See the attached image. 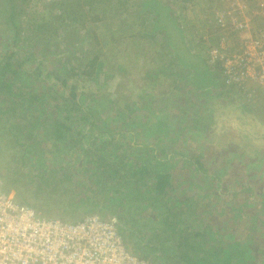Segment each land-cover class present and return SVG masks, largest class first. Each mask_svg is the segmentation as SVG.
Segmentation results:
<instances>
[{
	"label": "rangeland",
	"instance_id": "rangeland-1",
	"mask_svg": "<svg viewBox=\"0 0 264 264\" xmlns=\"http://www.w3.org/2000/svg\"><path fill=\"white\" fill-rule=\"evenodd\" d=\"M144 2L145 0H0V31L3 27H7L6 20L7 25H9V18H13L14 22L17 20V23L19 20L22 23H26V20L30 18L37 22L43 21V24L47 22L45 26H42V29L37 31V36L40 39L32 35L31 41L38 46V49H41L40 51L38 50L39 53L37 54L40 59H45L48 65H52L54 71L58 70L62 72V70H67L64 75H68V77L71 74L68 69L78 64L77 58L75 59L76 54H81L82 52L84 54L86 52L85 55L89 57L94 56L95 53L98 54V62H103L104 66L95 65L93 75L87 76L85 73L82 74L80 72L79 69L83 67L82 63H79L78 67H74L77 68L75 71L78 70L80 72V74L78 71L76 72L78 77H80V81H78L79 85L77 86L87 90V93H93V91L99 92L100 96L96 98L97 103L95 106L100 109L102 105H106L109 109L103 110L100 113H95L94 116H92L94 119V121H92L93 125L83 124L84 126L79 125L80 122L76 121L77 118H83L84 114L82 115L81 110L74 109L75 115L70 120L74 121H68L67 123L70 122L76 130L78 127L79 130H82L87 126L89 133L86 134L88 135L86 136V141L89 138L93 140L92 133L96 135L97 138L99 136L98 132L105 130H109L107 133L115 137L118 131V129L114 128L115 121H131V123L134 124L139 122H144L145 124L153 123L156 129L154 133L149 135L143 134V129L148 132V129L144 126L138 128L133 125L130 129V131H133L135 134H138L139 129H141L142 134L139 133L138 135L140 137L136 138L134 141L145 145L147 148L142 156L143 161H147L149 152H154L156 158H158L162 155L160 152L161 150H165L167 153L179 152L182 150L180 148L179 139H176L178 132L176 130L177 123L173 125L174 121H172L176 116L179 117V114H177L178 111L175 110H177L176 108L179 104L182 105L183 103L188 106L192 105L191 107H200L199 100L202 99L200 96L204 97L205 99L202 100L209 103L206 105L209 111H206V109L201 106L199 115L205 118L201 116L196 118L195 116L191 119H185L186 117L184 114L182 118L179 117V126L184 125L185 127L187 125L186 128L191 127V129L193 128V131L196 132L198 127H201L202 123L207 121L205 125L211 126L210 129H213L214 135L210 137V139L206 137V142L204 140L205 137L197 136L200 144L205 143L206 145L203 151L207 152L208 150V152L212 154L211 156H215L222 161L226 171L223 175H226L225 178L227 181L231 178V175H240L242 183L249 182L252 187L254 186V196L256 199L252 197V200L256 201V205L253 204L244 211L247 213L249 211H254L256 215L264 219V154H261V149H264V143L259 140L261 130L264 129V127H260V124L264 126V97H259V95L255 93L256 97H254V99L247 97V94L245 96L243 95L240 99V93H237V89L225 95V92H222L225 86L221 89L218 87V89H216V87L211 85V87L207 89L208 83L203 80L205 76L202 80L198 79L201 83L194 79H190L189 82L186 79V76L190 73L188 68H184L178 64L174 57L172 58L170 54H167L169 51L166 45L167 32L171 34L174 40L178 38V29L174 24L180 27L179 33L183 35L184 41L185 39H189L190 41L191 38L194 37L192 36L194 34L197 35L194 37L197 39L196 37H200L201 34L206 33L205 29L208 28L205 22L210 20L208 16H212L211 12L214 10L220 13L222 11L221 9H229L231 8V3L228 0H216L214 4L212 0H193V3L190 1V3L185 4L183 1L182 4L179 2L177 3V0H158L161 5H167L168 11L166 15L173 19V24L163 17L159 22L162 28H156L157 12L154 8H160V6L155 5L154 7H148ZM153 2L154 4L158 3L156 0H152V3ZM241 2L247 3L250 7V11L246 13V16H250L253 12L258 14L256 10V0H237L235 1V5ZM21 10L22 13H18V11ZM61 13L62 19L55 17ZM219 15L220 14L217 16L214 15V20ZM214 23L215 26L211 27L213 37L218 36V39L221 37L224 39L231 36V38H233L232 36L235 30L230 27V25L221 28L219 24L216 23V20ZM217 27L220 31L213 30ZM181 28L183 31H181ZM191 28H193V30ZM229 30L234 31L230 33ZM228 33L231 35H228ZM238 33L247 35L246 31L235 32L236 35H238ZM45 35L50 37L49 42H43L41 40V37H47ZM231 38L228 43L227 40H224L227 53H230L232 50L231 44L234 42V39L231 41ZM28 42V40L25 41L26 45L19 43L15 48L26 50L28 49ZM32 43L30 42L31 45ZM216 46L217 44H215V42H209L206 53L209 49ZM74 47L77 48V53ZM1 49H3L2 46H0V50ZM30 49H32V47H30ZM49 50L59 55L58 60L55 59L57 65H53V63H55L54 61L51 63L46 60L44 54ZM200 50L201 53H203L204 49L200 48ZM2 53L1 50L0 55H2ZM191 53L194 56L201 55L199 50H192ZM24 56L28 57L27 53ZM23 67H25L28 72L31 70L32 73V69L27 68L30 67L28 63L23 64ZM96 67L98 71L95 70ZM32 78L33 75H27L25 80L17 86L20 87L18 91H23L25 88L29 87L28 85ZM215 79L217 82H221L223 80L222 74ZM198 85L201 87L204 85V94H201V89L198 88ZM89 86L91 88L87 89ZM33 87H35V84H32V88ZM244 87L251 88L252 91H254V89L264 88V85L248 81L244 84ZM226 89H228V86L225 90ZM5 90L3 91L5 92ZM250 93L251 91H248V94ZM4 94L5 93L2 92L0 96ZM194 94L199 95V97L194 96ZM220 94L221 97L223 95L224 97L221 98ZM107 95L108 97H105ZM89 96L90 95H88V97ZM88 97L86 96L82 100L85 102ZM0 98V180L2 187H6V190L3 189L7 193L21 203L35 208L41 215L43 214L34 207L33 204L38 206L40 202L51 203L47 206L48 209L46 213L48 215H46V217L59 218L65 221H75L76 219L83 218L88 213H97L98 215L103 213L104 217L113 216L115 218H117L118 215H125V204L114 207L110 206L108 203V210L101 211L94 207L92 212H86V207L70 205V201L72 200L71 193L76 189H66L68 183L63 180L61 184L60 180L57 179H62V174H60V172L63 168H60V164L63 158L57 157L59 154L57 153L58 150L56 147L62 145L63 140L56 141L52 139V137L46 139L47 135L44 134L46 131L45 124L41 125L36 123L38 124V126H36L37 128L35 130H29L31 125L23 120V116L19 117L20 111L16 112L14 117L8 119L10 114L8 111L5 112V110L12 105V107H15L17 101L13 98H10V100H7L6 97ZM257 98H259L260 101H258ZM238 99H240V101L242 100L244 103L250 104L245 108L242 107L243 110H238L235 107ZM56 100L58 101V105L66 102L59 96ZM221 100L227 103V108L220 107L222 106ZM256 103H259L261 106ZM213 106L216 108L215 111H211V107ZM259 109L263 110L258 112ZM162 110H165L166 115H164V113L158 114ZM63 113L64 112H60V114ZM237 115L240 117L239 119L234 118ZM6 119H8V126L15 127L12 128V134L1 133V128L4 125L3 121ZM50 119L51 121H64L59 114L58 116H50L47 121ZM83 120L86 121L87 119L85 118ZM28 121H34V119H29ZM228 121L249 122L251 125L250 131L248 130L247 134L243 132V135H241L245 139H237L234 137L235 140H231L233 135L229 132L230 127ZM254 122L257 123V125L252 126L251 123ZM106 124L108 126H103ZM192 125H194V127ZM243 126H247V124H243ZM227 127H229V129ZM38 128L39 132L36 133ZM122 128L123 125L121 126V130ZM76 137L80 136L77 135ZM112 141L114 143L117 141L123 142L124 140H121V137H116ZM19 142L21 144H19ZM234 142H236V144ZM89 143L88 145H91ZM100 144L102 145L103 142ZM101 145L96 146L100 147ZM147 145H151L152 147L148 148ZM111 147H114L113 150L106 151ZM105 148L107 149L105 150L104 158L98 160L101 164L99 169L108 174L115 175L113 171L126 160L124 157H121V152L118 153V148L112 146V143H109L108 147L106 146ZM138 151V149L132 147L131 152L133 155H136L135 159L139 158ZM91 156H89V159L92 158ZM175 161L176 160H174L173 163ZM52 169L54 171H52ZM181 175L175 178L176 183L173 188L169 190V194H179L178 196L183 197L187 193L190 197L193 190L188 188L187 183L185 185V181H182L184 184L180 183V180L184 179ZM42 178H44V181L47 183L49 181L47 188L45 184H40ZM96 178L100 181L101 179L105 180L104 176L96 173V175L89 178L86 182V179H84V185H82L81 188L85 187V185L88 186V184L91 185L92 189L95 188L93 179ZM115 181L110 185L104 183L107 188L105 186L106 190H104L99 197L98 201L101 204L106 201L105 199H115V195L119 197V194H114L115 189H119L120 191L124 190L123 186H121L122 189L120 187L123 183ZM185 186L187 189L184 188ZM81 188L79 187L77 190ZM120 191L118 193H120ZM66 193L68 195H66ZM235 198H238V196ZM166 199L168 200L167 197ZM257 200L263 201V204H258ZM47 207H44V209ZM172 210L174 209L172 208ZM112 211H114L115 214H113ZM126 213L130 217H136V212L132 210L130 212L126 211ZM166 214L167 212H163L160 215L158 210L155 212L153 206L148 207L144 211L141 215L142 220L137 224L138 228L135 230L137 231L135 232V237L129 235L130 242L128 243L133 253L139 256H141L140 253H147L149 257L156 258L159 264H194L193 255H196L195 259L198 260L197 264H215L217 263L215 260L221 261L222 264H249L253 262V259H260L259 253H257L254 248L248 247L247 254L244 255L245 252H237L228 260L223 257V255H225L223 249L225 248L222 246V241L216 242V247L208 249L217 255H213L212 257L208 256L209 253H205L208 247L207 245L204 247L198 245L194 250L189 248L180 250L181 247L180 249L178 248V241H180L179 236H172V239L165 243L159 242V232L154 228L155 226H150L146 223L151 220L156 221L159 216L160 220H164V215ZM184 220L185 216L181 218L180 223ZM180 223L178 224L180 225ZM232 226L236 225L233 223ZM129 227H131V231H134V225L129 223ZM238 227L239 225L235 228L236 231H238V236H236L235 240L244 237L243 226L240 225V228ZM120 231L123 233L121 229ZM225 231H227V229ZM253 234L256 236V232ZM233 235H235V232ZM221 239H225V234ZM261 239L263 238L261 237L259 240L254 239L255 241H253V243L264 245ZM206 240H202L201 243L203 244ZM244 242L245 240L240 241L241 246L246 245ZM135 246L136 248L139 247V249H134ZM251 255L253 256L252 259L249 258ZM208 260L210 261L208 262Z\"/></svg>",
	"mask_w": 264,
	"mask_h": 264
},
{
	"label": "trees",
	"instance_id": "trees-1",
	"mask_svg": "<svg viewBox=\"0 0 264 264\" xmlns=\"http://www.w3.org/2000/svg\"><path fill=\"white\" fill-rule=\"evenodd\" d=\"M156 1L158 2V0ZM183 1L185 4L190 3V1L193 3V0H177V3L179 2L183 4ZM144 3L148 7H154L155 5L160 6V8H154L157 12L155 23L156 28L161 27L159 22L163 17H165L171 23L173 22V19L166 15L168 11L167 5H161L160 2L154 4V2L152 3V0H145ZM19 12L22 13V10L18 11V13ZM61 15L62 13L55 17L61 18ZM9 19L10 20L8 24L10 26L7 25L6 20L7 27H3V29L0 31V46H2L4 49H1L3 53L0 55V94H2V92L5 93L0 97H6L7 100L13 98L15 101H17L15 107H12V105L7 107L5 110V112L8 111L10 114L8 119L14 117V114L20 111L19 117L23 116V120L31 125L29 130H35L38 124H45L46 129H44L46 131L44 134L47 135L46 139L52 137V139L56 141L63 140L62 145L56 147L58 150L57 153L59 154L57 157L63 158L60 164V168H63L60 172V174H62V179H57L60 180L61 184L63 180L68 183L69 186L67 185L68 187L66 186V189H76L71 193L72 200L70 201V205L76 207H86V212H92L94 207L98 208V210L100 209L101 211L108 210V203L110 206L114 207H119L120 205L125 204V215H118L116 219L118 221V225L120 224L119 228L123 231L122 235L124 242H126L128 245V242H130L129 235L135 237V232H137L135 230L138 228L137 224H139V221L142 220L141 215L148 207L153 206L155 212L158 210L160 215L163 212H167V214L164 215V220H160L159 216L156 221L151 220L146 223L150 226H155L154 228L159 232V242L165 243L171 240L172 236H179L180 241H178V248L180 249L181 247L180 250H185L186 248L194 250L196 247H198V245L203 247L207 245V249H204L205 253H209L208 256L212 257L213 255H217L208 249L211 247H216V242L222 241V246L225 248L223 249L221 247L225 253L223 257L228 260H230L229 258L233 257V255L237 252H245L244 255L247 254L248 247H252L257 253H259L260 259H253V262L249 264H264V245L253 243V241H255L254 239L259 240L262 237L263 239L261 240H263L264 244V219L259 215H256L254 211H249L248 213L244 211L249 206L253 204L256 205V201L252 200L253 198L256 199L254 196V186L252 187L251 183L249 184V182L242 183L240 175H231V178H229L227 181L225 178L226 175H223L226 171L222 161H220L219 158L215 156H211L212 154L209 153L208 150L207 152L203 151L206 145L205 143L200 144L197 136L205 137L204 140L206 142L207 138L210 139V137L214 135V131H212L213 129H210L211 126L205 125L207 124V121L202 123V125L200 123L201 127H198L196 132L193 131V128L191 129V127L186 128L187 125L185 127L184 125L179 126V117L182 118L184 114L186 117L185 119H191L195 116L197 118L198 116H201L199 115L201 106L202 108L206 109V111H209V109H207L208 106H206L209 103L202 100L205 99L204 97L200 96V98H202L199 100V104L201 105L200 107H191L192 105H185V103L182 101L183 104H179L176 108L177 110H175L178 111L177 114H179V117L176 116V118L172 121H174L173 125L177 123L176 130L178 132L176 139H179L180 148L182 149L179 152L176 151L173 153H167L165 150H161L160 152L163 156L160 155L158 158H156V154L154 152H149L147 161H143L142 156L144 155L145 149L147 148L145 145L134 141L136 138L140 137L138 134L141 133V129H139L138 134L130 131V129L133 127V125L138 128H140V126H144L148 129V132L143 129V134L149 135L155 132L156 126L153 123L145 124L144 122H139L134 124L131 123V121H115L114 128L118 129L115 137L107 133L109 130H105L98 132L99 136L97 138L96 135L92 133L93 140H90L89 138L86 141V136H88L86 134L89 133L87 126L82 130H79L78 127L76 130L70 123L74 121H70L75 115L74 109L81 110L82 115L84 114L83 118L76 119V121L80 122L79 125L84 126L83 124H92V121H94L92 116H94L95 113H100L103 110L109 109V107L102 105L100 109L97 108L95 104L97 103L96 98L100 96L99 92L93 91V93H87V90L77 86L79 85L78 81H80V77H78L76 73L78 70L75 71L77 68L74 67H78V64L82 63L83 67L79 69L80 72L90 76L93 75L95 65L104 66V63L101 61L98 62V54L95 53L94 56L89 57L85 55L86 52L84 54L82 52L81 54H76L75 59L77 58L78 64L74 65V67L71 66L70 69H68L71 72L69 77L68 75H64L67 70H62V72L58 70L54 71L52 65H48L45 62V59H40L37 56L39 53L38 50L40 51L41 49H38V46L33 44L31 41V37H33L32 35L37 36V31L42 29V26H45L47 22L43 24V21L37 22L30 18L26 20V23H22L20 20L17 23V20L14 22L13 18ZM174 26L178 29V38L174 40L171 37V34L167 32L166 45L169 50L167 54H170L172 58L174 57L178 64L184 68H188L190 73L186 76V79L189 82L190 79H194L201 83L198 79L202 80V78L205 76L203 80L208 83L207 89H209L211 85L220 89L223 86H225L224 88H227V85L223 80L221 82L214 81L213 78H217L221 74V70L219 67L210 68L206 62V52L201 53L200 48L204 49L203 42L205 40H200V37H196L197 39H195L194 37L197 35L194 34V37H190V41L189 39H185L184 41L183 35L179 33L180 27H178L177 24H174ZM181 31H183L182 28ZM36 38L39 37L37 36ZM26 40L29 41L27 44L31 45L30 42L32 43L30 46L32 49L28 47L29 45H27L28 49L26 50L15 48V46H17L19 43L26 45ZM41 40L43 42H49L50 37H41ZM195 40H198L199 42ZM74 50L77 53L76 47H74ZM192 50H199L201 57L199 55L194 56L191 53ZM26 53L28 57L24 56ZM44 55L46 60L50 61L51 63L53 61L55 62V59L58 60L59 57L58 54L51 50L46 51ZM25 63H28V66L30 67L27 68H31L32 73L31 70L28 72V70L23 67V64ZM53 65H57V62L53 63ZM95 70L98 71V68L96 67ZM27 75H33V78L28 85L29 87L31 85V87H27L23 91H18V88L20 87L17 86L25 80ZM245 83L246 82L230 85L228 86V90L234 91V89H237V93H240V99L246 94L250 99H254V97H256L255 93H257L259 97H264V88H258L252 91L251 88L244 87ZM32 84H35V87L32 88ZM90 88L91 87L89 86L87 89ZM198 88L201 89V94H204V85L202 87L198 85ZM3 90H5V92ZM248 91H251V93L248 94ZM88 95L90 96L88 97ZM58 96L66 102L58 105V101L56 100ZM86 96L88 99L84 102L82 99ZM194 96L199 97V95L196 94H194ZM105 97H108V95ZM222 97H224V95ZM240 99H238L235 107L238 110H243L242 107L245 108L250 103H244L242 100L240 101ZM257 99L260 101L259 98ZM221 103L224 104V106L220 107L227 108V105L223 100H221ZM256 104L259 105V103ZM215 109L216 108L214 106L211 107V111H215ZM260 109L258 112L263 110ZM59 110L60 112L64 113L60 114ZM160 113H164V115H166L165 110L160 111L158 114ZM58 114L61 115V118L64 121H51V119L47 121L50 116H58ZM201 117L205 118L203 116ZM85 118L88 121L83 120ZM234 118L239 119L240 117L237 115ZM8 119L3 121L4 125L1 128V133L3 134H12V128H15L13 126H8ZM29 119H34V121H28ZM68 121L70 122L67 123ZM228 123L230 129L229 127L227 128L233 135L231 140H235L234 137L237 139L244 138L241 135H243V132L244 134H247L251 127L249 122L243 123L239 121H228ZM243 124H247V126H243ZM251 124L252 126L257 125L255 122ZM122 125L123 128L121 130ZM103 126L108 125L106 124ZM192 126L194 127V125ZM260 127L264 126L260 124ZM38 132L39 128L36 130V133ZM219 134L221 135L220 131ZM75 135L80 137H76ZM116 137H121V140L123 139L124 141H117L113 143L112 140H114ZM259 140L260 142L264 143V129L261 130V136ZM102 142L103 144L101 145L100 143ZM88 143L91 145H88ZM109 143H112V146H116V148H118V153L121 152V157H124L126 160L125 162L121 163V165H119L115 171H113L115 175L108 174L107 172L101 171L99 169L101 164L98 162V160L104 158L105 150L107 149L105 147H108ZM234 143L236 144V142ZM19 144L21 143L19 142ZM96 145L101 146L97 147ZM132 147L139 150V158L135 159L136 155H133L131 152ZM147 147L151 148L152 146L147 145ZM113 148L114 147H111L106 151L113 150ZM261 154H264V149H261ZM89 156L92 158L89 159ZM174 160L176 161L173 163ZM52 171L54 170L52 169ZM96 173L98 175L101 174L104 176L105 180L101 179L100 181L96 178L93 179V185H95V188L92 189L90 184L81 188V186L84 185V179H86V182L89 178L96 175ZM180 175L182 178H184L180 180V183H185V185L187 183L188 188L193 190V193L190 197L187 193L183 197L178 196L179 194H169V190H171L176 183L175 178ZM114 181L123 183V185H120V187L123 186L124 190L120 191L119 189H115L114 194H119V197H116L115 195V199H105L106 201L101 204L98 200L101 196V193L106 190L105 184L110 185ZM182 181L185 182L183 183ZM42 183L45 184V187L47 188L49 181L47 183L44 181V178H42L40 184ZM79 187L81 189L77 190ZM184 188L187 189L186 186ZM119 191L120 193H118ZM66 195L68 194L66 193ZM236 196H238V198H235ZM257 203L263 204V201L257 200ZM50 204L51 203L40 202L38 206H35L34 204L33 206L36 207L44 216H46L48 215L46 213L48 209L47 206ZM44 207L47 208L44 209ZM172 208L174 210H172ZM131 210L136 212V217H130L126 213V211L130 212ZM112 213L115 214L114 211H112ZM99 215L104 217L103 213ZM183 216H185V220L180 223V220ZM80 219L81 218L76 219L75 221ZM129 223L134 225V231L130 230L131 227H129ZM178 223H180V225ZM233 223L236 226H232ZM237 225H239L238 228H240L241 225L244 229V237L239 240H235L236 236H238V231L235 229ZM226 229L227 231H225ZM253 231L256 232V236L253 234ZM234 232L235 235H233ZM224 234L225 239H221L224 237ZM204 239L207 240L202 244L201 241ZM243 240H245L244 244L246 245L243 244L244 246H241L240 241ZM134 249L138 250L139 247L136 248L135 246ZM140 255L141 257L147 258L153 264H159V262L156 261V258L149 257L147 253L143 252L140 253ZM195 256L196 255H193V263L197 264L198 260L195 259ZM249 258L252 259L253 256L251 255ZM209 261L210 260H208V262ZM215 261L217 262L215 264H222L219 260Z\"/></svg>",
	"mask_w": 264,
	"mask_h": 264
},
{
	"label": "built area",
	"instance_id": "built-area-1",
	"mask_svg": "<svg viewBox=\"0 0 264 264\" xmlns=\"http://www.w3.org/2000/svg\"><path fill=\"white\" fill-rule=\"evenodd\" d=\"M228 1L231 8L216 12V23L247 35L232 44L230 53L221 37L207 51L206 62L219 67L227 86L248 81L264 85V33L252 32L247 3ZM256 10L264 18V0H256ZM0 264L153 263L133 253L113 218L89 213L73 222L43 216L7 193L0 180Z\"/></svg>",
	"mask_w": 264,
	"mask_h": 264
},
{
	"label": "crops",
	"instance_id": "crops-1",
	"mask_svg": "<svg viewBox=\"0 0 264 264\" xmlns=\"http://www.w3.org/2000/svg\"><path fill=\"white\" fill-rule=\"evenodd\" d=\"M213 1V4H214V2L216 1V0H212ZM220 1V0H219ZM192 2V1H191ZM212 16H208V19H210L209 21H207V22H210V23H207V22H205L206 24V27L208 28V29H205V32L206 33H203V34H201L200 35V40H202V39H204L205 41L203 42L204 43V50H203V53L204 52H206V49L208 48V44H209V42H215V44H218V41H219V39H218V36H216V37H213L212 35V33H213V31H212V26H215V23H214V15H215V11L213 10L212 12ZM195 15V14H194ZM251 22H252V24H251V28H252V32L253 33H259V32H263L264 33V18H262L259 14H256V12H253L251 15ZM210 17V18H209ZM192 30H193V28H191ZM213 30H216V31H220V29L217 27V28H215V29H213ZM230 31V33L232 32V31H234V30H229ZM236 32V31H235ZM235 32H234V35L232 36L233 38H231V36L228 38V37H226L225 38V40H227V43H228V41H230V38H231V41L234 39L235 41L234 42H236V41H238L239 40V38H240V36L242 35V33H238V35H236L235 34ZM230 33H228V35H231ZM221 35V34H220ZM193 36V35H192ZM199 38V37H198ZM235 38H237V39H235ZM194 39V38H193ZM195 41H197V40H195ZM233 42V43H234ZM232 43V44H233ZM231 44V45H232ZM214 81L215 82H217L216 81V79L214 78ZM214 87V86H213ZM216 89H218L217 87H216ZM219 92H221V91H219ZM222 92H225V95H227V94H229V92H233V91H231V90H228V89H226L225 90V88H223V90H222ZM220 96H221V94H220ZM225 102V101H224ZM226 103V102H225ZM221 105L222 106H224V104H222L221 103ZM226 105H227V103H226ZM225 105V106H226Z\"/></svg>",
	"mask_w": 264,
	"mask_h": 264
},
{
	"label": "clouds",
	"instance_id": "clouds-1",
	"mask_svg": "<svg viewBox=\"0 0 264 264\" xmlns=\"http://www.w3.org/2000/svg\"><path fill=\"white\" fill-rule=\"evenodd\" d=\"M89 214V213H88ZM108 218H113L114 219V221H115V223L117 224V226H118V221H117V219L115 218V217H113V216H109ZM118 228H119V226H118ZM119 230H120V228H119ZM123 234V233H122ZM147 259V258H146Z\"/></svg>",
	"mask_w": 264,
	"mask_h": 264
},
{
	"label": "bare ground",
	"instance_id": "bare-ground-1",
	"mask_svg": "<svg viewBox=\"0 0 264 264\" xmlns=\"http://www.w3.org/2000/svg\"><path fill=\"white\" fill-rule=\"evenodd\" d=\"M235 41V40H234Z\"/></svg>",
	"mask_w": 264,
	"mask_h": 264
}]
</instances>
